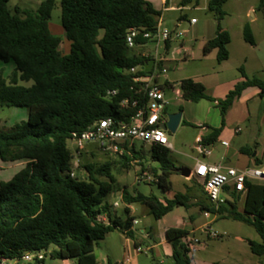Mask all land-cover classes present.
Masks as SVG:
<instances>
[{
	"label": "trees",
	"instance_id": "obj_1",
	"mask_svg": "<svg viewBox=\"0 0 264 264\" xmlns=\"http://www.w3.org/2000/svg\"><path fill=\"white\" fill-rule=\"evenodd\" d=\"M227 1L207 3L216 30L203 46L202 55L216 50L218 63L228 59L230 37L221 26ZM8 3L9 0H0V62L13 63L15 72L9 83L0 72V108L26 109L28 115L10 132H0V161L24 164L11 180L0 183V260L17 263L26 254L49 251L53 260L97 264L92 254L94 244L115 231L134 241V220L113 217L112 206L105 202L115 183V163L106 161L95 167L80 162V174L72 178V153L67 142L72 133L83 132L101 120L130 121L135 109L121 106L124 100L138 96L129 70L146 65L149 59L132 54L125 45V36L131 28L153 33L161 12L144 0H59L61 26L69 43V53L62 56L58 51L61 39L50 33L48 24L55 0H44L35 11L11 10ZM180 5L197 6L198 0H181ZM185 18L180 16L178 21ZM243 40L254 45L247 25ZM169 46L166 43L167 49ZM239 72L243 81L219 101L206 96L203 86L191 79L179 84L185 102H216L221 123L201 138L205 146L216 142L228 109L246 88L256 87L259 97H264V81L247 78L241 69ZM18 81L32 85L24 88ZM165 86L172 88L169 83ZM150 156L158 167L143 168L140 175L150 172L159 188L169 193L171 186L167 181L174 174V166L167 150L153 146ZM143 159L141 152L132 150L130 155L119 157L118 164L128 169L131 163L141 165ZM189 182L191 186L173 193L171 199L131 195L124 189V211L129 215L127 206L140 204L158 221L175 207H197L202 214L244 223L258 234L260 242L247 241V245L251 254L264 263V183H246L240 212L238 202L242 195L232 193L231 201L216 210L205 197L202 184L196 178ZM191 200L195 202L190 203ZM187 235V231L175 228L165 232L174 264L191 263L190 249L184 244ZM134 244L138 246L135 241Z\"/></svg>",
	"mask_w": 264,
	"mask_h": 264
},
{
	"label": "rangeland",
	"instance_id": "obj_2",
	"mask_svg": "<svg viewBox=\"0 0 264 264\" xmlns=\"http://www.w3.org/2000/svg\"><path fill=\"white\" fill-rule=\"evenodd\" d=\"M44 0H9L8 7L12 10L14 8L20 11H35ZM153 7L163 13L162 27L171 32H180L182 36L170 42V48L165 54L163 45L159 47V53L168 61L165 64L167 68V80L172 89L165 90L164 96L168 103L166 107V114L178 113L182 111L181 121L185 124H179L174 133L166 131L164 136L171 150H167L168 158L171 161L174 169L187 168L191 170L195 165V160L199 159L194 151L195 139L202 130L200 127L209 121L214 120V116L218 113L215 109L211 110L209 102L200 101L199 103L185 102L181 99L180 82L184 79L201 78L210 79L212 75L218 72L220 79L231 78L236 74V55L237 50L241 47L250 49L243 41L242 26L245 22L251 20L249 9H254L257 16V25L259 28L264 26V19L258 13L259 0H228L223 7L226 13L224 18V25L228 29L231 39L232 55L228 62L219 66L217 63V51L213 50L206 56L202 55V49L205 43L213 38V30L215 29L214 16L207 11L206 0H200L198 6L191 5L183 11L167 10L163 12L160 0H149ZM178 4L181 0L177 1ZM172 6H176L172 3ZM180 16H186L182 21H178ZM195 19L196 23L191 25L190 20ZM50 33L61 39V44L58 48L59 54L64 56L69 53V43L64 37V31L60 21V5L59 0H55L51 17L49 20ZM178 26V28H176ZM262 29V28H261ZM207 40V41H206ZM150 53L154 55V48L149 44L145 49L135 48L132 54L139 55L142 53ZM222 67V68H220ZM222 70V73L219 72ZM0 72L3 78L9 83L15 66L13 63L0 62ZM18 85L24 88H29L32 82H20ZM27 110L21 108H0V132L8 133L15 126L27 120ZM207 123V126L213 128V125ZM67 147L73 154L75 146L72 142H67ZM136 150L141 152L143 160L141 165L131 163L130 168L122 169L119 166V157L102 154L95 144H86L85 151L80 155L79 159L82 164L89 163L95 167H99L106 161L115 163L112 169V175L115 178V183L112 186V191L105 198V202L113 206L117 203L118 206L113 208L117 217L121 221H125L129 216H133L137 221V225L133 228V238L138 239L141 243L138 248L145 255H140L132 248V253L129 256L132 264H174L171 253L172 248L168 245H159L155 249H151L153 245H158L161 242L163 230L166 228H182L187 226L189 234L184 240L186 244L187 239L197 241L198 244H192V249L189 250V258L193 260V264L199 262L207 263H221V264H264L261 258L251 254L247 241L260 242L258 234L251 226L244 223L232 221L225 217L212 216L205 217L199 212L198 208L185 209L183 207H175L170 213L164 216L161 220L156 221L149 215L148 210L140 205L133 204L132 211L127 215L124 211V203L121 201V192L125 189L129 194L136 193L145 196H155L159 199H166L170 194L176 192H184L183 182L186 186H191V182H185L180 178L179 174H174L168 178V184L171 186V191L164 193L159 186L153 182L156 179L150 172L145 171L144 176L141 177L140 171L145 168H157L158 164L151 160L150 148L140 142L135 143ZM214 156H217L214 153ZM202 161L206 162L202 159ZM209 163H211L209 161ZM24 166L18 163L9 164L0 161V183L7 182L19 172ZM146 181L145 179H147ZM141 179V181H137ZM190 180V179H189ZM201 185V182H197ZM257 185L262 182L255 183ZM193 195V194H191ZM194 196V195H193ZM195 201L191 200L190 203ZM238 210L243 211V201L238 203ZM192 215V216H191ZM192 217L193 222L189 220ZM204 226V227H203ZM203 227V228H202ZM151 230L149 235L140 234L139 231ZM207 230L203 232L202 230ZM117 231L113 232L112 238L108 241H98L94 244L93 253L96 256L98 264H107V253L109 262L113 263L120 259L121 247L117 242ZM214 233L217 238H208L209 234ZM134 239V241H135ZM131 247L133 243L130 240ZM44 256L43 263L30 264H75L74 261H59L53 260L49 257V251L41 252ZM8 264H16L14 261ZM28 264V263H21Z\"/></svg>",
	"mask_w": 264,
	"mask_h": 264
},
{
	"label": "built area",
	"instance_id": "obj_3",
	"mask_svg": "<svg viewBox=\"0 0 264 264\" xmlns=\"http://www.w3.org/2000/svg\"><path fill=\"white\" fill-rule=\"evenodd\" d=\"M188 7L189 5L184 7L178 4L175 10L181 12ZM195 23V19L190 20L191 25ZM181 36L180 32H171L162 27L161 17L158 19L153 33L135 28L127 31L125 45L128 49L139 48L143 50L149 44L154 48V55L145 52L141 54L142 57L149 59L146 65L137 66L129 70V73L133 76L132 82L138 88V96L134 100H124L121 106H130L135 109V113L128 123H115L111 119H105L93 124L83 132L72 133L68 141L74 144L75 150L72 154L70 177L74 178L80 174L79 157L85 151L86 144H95L102 154L116 157L130 155L132 150L139 152L135 147L136 142L148 145L149 148L154 146L171 150L164 136L165 132L160 128V125L167 121L168 115L166 114L168 103L165 99L164 91L170 89L165 86V83H168L167 68L165 66L168 61L165 58V54L170 48V46L168 49L166 48V43L170 44L172 40ZM139 40L147 43H138ZM160 45H163L165 50L163 56L159 53ZM138 72L142 74H138ZM111 94L113 95L114 92ZM200 128L203 129L202 126ZM201 138L196 139L193 148L199 159L195 160V165L190 170V179L196 178L201 182L205 197L216 210L231 201L232 193L244 195L247 191L246 183H264V166L239 170L202 161V159L211 156V150L210 146L203 145ZM221 145L227 146V143L221 142ZM139 176L143 177L144 174ZM145 180L148 181V177ZM137 181H141V179H137ZM153 182L157 183V180L153 179ZM117 206L118 204L114 203L112 208ZM203 215L209 217L208 213H203ZM100 219L105 222L102 218ZM133 224L135 225L136 222L133 221ZM209 238H217V235L211 233ZM186 244L189 249H192V244H198V242L187 239ZM136 252L141 254L140 249H136ZM42 259L43 255L38 252L26 254L22 261L32 263ZM8 262L6 259L0 260V264H8ZM118 264H129V260L125 259Z\"/></svg>",
	"mask_w": 264,
	"mask_h": 264
},
{
	"label": "crops",
	"instance_id": "obj_4",
	"mask_svg": "<svg viewBox=\"0 0 264 264\" xmlns=\"http://www.w3.org/2000/svg\"><path fill=\"white\" fill-rule=\"evenodd\" d=\"M148 3L149 0H144ZM178 0H168L166 5V0H160L161 6L163 8V12H167V10H175V8L178 5ZM200 0H198L199 3ZM206 6L209 0H206ZM172 3H175L176 6H172ZM227 3V2H226ZM225 3V4H226ZM153 7L152 3H150ZM224 4V5H225ZM223 5V7H224ZM191 6V5H189ZM198 6V5H197ZM154 8V7H153ZM154 10L158 11L154 8ZM258 13L262 16L264 19V0H259L258 2ZM226 14V13H225ZM249 14L251 17V20L249 22H245L243 24V28L245 25H247L250 29L251 36L254 41V45H249L246 42H244L246 45L249 46L250 49H246L245 47H241L237 50L236 55V74L235 76H232L231 78H225L220 79L218 72H216V75H212L210 79L205 78H194L191 79L194 82H197L201 84L204 88L206 96L212 98L215 101L223 100L227 93L233 89V87L243 81V78L239 72L241 69L244 75L249 78H256L261 81H264V26L259 28L257 23V16L254 13V9H249ZM163 16V13H161V18ZM226 17V16H225ZM224 17V18H225ZM215 22V20H214ZM222 28L228 33V29L224 25V19L221 21ZM243 28H242V34H243ZM216 30V22H215V29L213 30L215 35ZM229 34V33H228ZM214 37V36H213ZM230 37V35H229ZM207 41V40H206ZM244 41V40H243ZM231 39L229 44L227 45V52H228V59L224 62L218 63L219 66H222L225 62H228L231 58ZM222 68V67H220ZM222 73V70L219 72ZM259 89L256 87H249L246 88L241 95L236 98L231 107L228 109L225 118H224V126L217 137L216 142L210 146L211 150V156L208 158H205L203 160L206 161V163L211 162L210 164L213 165H220L225 167H233L235 169H245V168H253V167H259L264 166V97H259ZM208 102V101H207ZM209 106L211 110L215 109L218 113H216V116H214V120L209 121L208 119L204 122L205 124L202 125L203 129L199 132L197 138L206 136L210 133L211 129H217L220 127L221 119L219 115V110L216 107V102H209ZM182 113V112H181ZM182 118V117H181ZM213 125V128L210 126H207V123ZM181 123V122H180ZM201 129V128H200ZM196 138V139H197ZM195 139V141H196ZM221 142H226L227 146H222ZM244 149L245 153H241L240 150ZM214 153L217 156H214ZM21 166H24L23 163H18ZM180 176V175H179ZM180 178H182L180 176ZM184 179V178H182ZM185 182H189V180L184 179ZM183 187L186 186V184L183 182ZM122 193V192H121ZM169 194V193H168ZM172 194L169 195L167 199L172 198ZM243 195L240 197L239 202L243 201ZM238 202V203H239ZM126 205L124 204V208ZM129 212L132 211V205L127 206ZM191 208H197V207H191ZM113 211V217H117L115 214V211ZM192 216V215H191ZM189 217V220L193 222L192 217ZM132 218L136 224H132V232L133 227L137 225V221L134 219L133 216H129ZM103 220L106 221L105 217H101ZM119 218V217H117ZM161 220V219H160ZM159 221V220H158ZM187 226H183L182 228H175V229H182L188 232L186 228ZM204 227V226H203ZM202 227V228H203ZM170 228H166L163 230V235L161 242L158 243V245H153L151 249H155L159 245H168L165 232ZM204 230V229H203ZM202 230V231H203ZM151 230L145 231V229H141L139 231L140 234H146L147 236ZM117 242L121 247V253H120V259L118 261H114L113 263L109 262V254L107 253V264H118L120 262H123L125 259L129 260V264H132V260L129 255L132 253L133 250L139 249L138 246L136 247L133 243V247H131L130 239L126 238L121 233H117ZM113 232L108 234L103 241H108L112 238ZM209 238V237H208ZM135 239V238H134ZM135 242L137 245L141 243L140 240L135 239ZM94 249V248H93ZM94 251L92 250V254ZM41 253V252H40ZM137 253V252H136ZM138 254V253H137ZM145 255V252L143 253L141 251L140 255ZM172 254V253H171ZM94 258L96 260V256L94 255ZM41 261H44V256ZM10 262V261H9ZM15 262V261H14ZM24 261L15 262L16 264H21ZM97 262V260H96ZM27 263V262H25ZM33 263V262H32ZM39 263V262H35ZM30 264V263H28ZM98 264V263H97ZM190 264H193V260ZM198 264H212L207 262H199Z\"/></svg>",
	"mask_w": 264,
	"mask_h": 264
},
{
	"label": "water",
	"instance_id": "obj_5",
	"mask_svg": "<svg viewBox=\"0 0 264 264\" xmlns=\"http://www.w3.org/2000/svg\"><path fill=\"white\" fill-rule=\"evenodd\" d=\"M181 117H182L181 112L174 113V114H168L167 121L164 124L160 125V128L164 132L168 131V132L174 133L181 122ZM174 172L178 173L182 178L186 180L190 179L191 171L187 168L182 167V168L174 169ZM203 232L206 233L207 230H203Z\"/></svg>",
	"mask_w": 264,
	"mask_h": 264
}]
</instances>
